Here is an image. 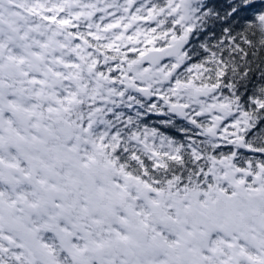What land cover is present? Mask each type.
Here are the masks:
<instances>
[{
  "label": "snow or ice",
  "instance_id": "1",
  "mask_svg": "<svg viewBox=\"0 0 264 264\" xmlns=\"http://www.w3.org/2000/svg\"><path fill=\"white\" fill-rule=\"evenodd\" d=\"M0 264H264V0H0Z\"/></svg>",
  "mask_w": 264,
  "mask_h": 264
}]
</instances>
